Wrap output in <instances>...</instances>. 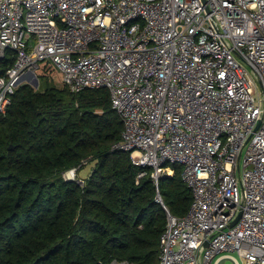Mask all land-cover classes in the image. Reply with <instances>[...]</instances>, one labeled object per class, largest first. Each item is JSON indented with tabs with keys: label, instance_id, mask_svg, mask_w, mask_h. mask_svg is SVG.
<instances>
[{
	"label": "built area",
	"instance_id": "built-area-1",
	"mask_svg": "<svg viewBox=\"0 0 264 264\" xmlns=\"http://www.w3.org/2000/svg\"><path fill=\"white\" fill-rule=\"evenodd\" d=\"M45 61L73 93L110 91L113 148L167 213L159 264H264V0H0V114ZM175 166L182 218L160 192Z\"/></svg>",
	"mask_w": 264,
	"mask_h": 264
},
{
	"label": "trees",
	"instance_id": "trees-1",
	"mask_svg": "<svg viewBox=\"0 0 264 264\" xmlns=\"http://www.w3.org/2000/svg\"><path fill=\"white\" fill-rule=\"evenodd\" d=\"M15 60L8 52L3 69ZM40 69L39 88L22 83L0 114V264H159L167 213L151 171L139 179L130 153L113 148L124 124L110 91L73 93L53 83V65ZM174 170L160 192L182 218L193 195Z\"/></svg>",
	"mask_w": 264,
	"mask_h": 264
},
{
	"label": "rangeland",
	"instance_id": "rangeland-1",
	"mask_svg": "<svg viewBox=\"0 0 264 264\" xmlns=\"http://www.w3.org/2000/svg\"><path fill=\"white\" fill-rule=\"evenodd\" d=\"M47 63H50L52 65V63L50 61L42 62L40 65L42 67V66H44ZM41 74H42L41 69H39L37 71L38 77L41 76ZM53 83H55V85H57L58 87H62L63 86L62 77H61V73L60 72L55 71V74L53 76ZM94 167H95V162L89 163L86 166H84L81 169V171H80V175H79L80 176V181L82 179H85V178L89 177L91 172H92V170L94 169ZM71 173H72V171H69L66 174H64V176L67 179H69V180L70 179H74L76 173L75 172L73 174H71ZM233 256L236 257L239 260L240 264H246L245 260L243 258H240L237 254H233Z\"/></svg>",
	"mask_w": 264,
	"mask_h": 264
},
{
	"label": "water",
	"instance_id": "water-1",
	"mask_svg": "<svg viewBox=\"0 0 264 264\" xmlns=\"http://www.w3.org/2000/svg\"><path fill=\"white\" fill-rule=\"evenodd\" d=\"M21 82H22V80L19 81L20 84H21ZM31 85H32L34 88L38 89V88H39V85H40L39 78H35V79L33 80V82L31 83ZM240 217H241V214H240V215L238 216V218L234 221L233 225H234V224L240 219ZM225 264H232V262H231L230 260H228V261H226Z\"/></svg>",
	"mask_w": 264,
	"mask_h": 264
},
{
	"label": "bare ground",
	"instance_id": "bare-ground-1",
	"mask_svg": "<svg viewBox=\"0 0 264 264\" xmlns=\"http://www.w3.org/2000/svg\"><path fill=\"white\" fill-rule=\"evenodd\" d=\"M71 174H73V172Z\"/></svg>",
	"mask_w": 264,
	"mask_h": 264
}]
</instances>
